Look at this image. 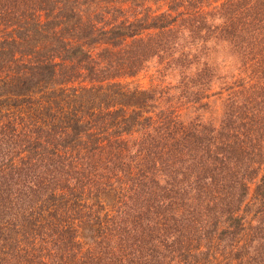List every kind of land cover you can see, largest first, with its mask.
Here are the masks:
<instances>
[{"label": "trees", "instance_id": "trees-1", "mask_svg": "<svg viewBox=\"0 0 264 264\" xmlns=\"http://www.w3.org/2000/svg\"><path fill=\"white\" fill-rule=\"evenodd\" d=\"M117 1L0 0V264H264V0ZM174 46L233 57L229 134L117 81Z\"/></svg>", "mask_w": 264, "mask_h": 264}, {"label": "rangeland", "instance_id": "rangeland-1", "mask_svg": "<svg viewBox=\"0 0 264 264\" xmlns=\"http://www.w3.org/2000/svg\"><path fill=\"white\" fill-rule=\"evenodd\" d=\"M110 7V13L114 12L112 8L123 9L125 17H134V14L141 13L143 10H150L152 15H156L168 9L164 2L154 1L146 2L143 6L132 9L133 6L126 0L117 1ZM154 32L155 30L146 31L144 36ZM129 42L130 40L126 41V43ZM178 48L179 46H174L164 52L161 51L158 56L149 57L139 73L135 76L120 77L117 81L128 83L140 91H147L146 98L153 97V99L147 100L148 106L145 111H153V104H160L159 108L176 105L184 121L191 122L197 117V121L206 127L219 128L220 137L224 132L229 134L224 127L232 125L226 114L230 99V90L227 86L233 85V75L237 73L233 69V57H221V54L210 57L211 53H208L207 56L191 54L187 56L188 58H183L184 51L182 49V57H179ZM184 48L186 49V47ZM172 57L176 58L170 60ZM197 74L201 75L200 79H197ZM195 80H198V85L193 82ZM201 85L206 86L202 87ZM197 86L201 90L200 95L194 91ZM180 98L181 100H179ZM193 106H198V110H194ZM218 147L219 149L223 148L221 142ZM259 183V177L252 180L250 195L247 199L248 206L245 210L247 222L252 226L264 227V203L256 191ZM256 227L251 229V234H257ZM259 237H263V235L260 234ZM254 245L256 248L260 247L257 241L254 242ZM262 246L264 247V244ZM220 264L224 263L220 262Z\"/></svg>", "mask_w": 264, "mask_h": 264}]
</instances>
